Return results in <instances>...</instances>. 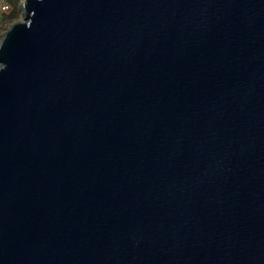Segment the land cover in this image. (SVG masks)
I'll use <instances>...</instances> for the list:
<instances>
[{
	"label": "water",
	"instance_id": "water-1",
	"mask_svg": "<svg viewBox=\"0 0 264 264\" xmlns=\"http://www.w3.org/2000/svg\"><path fill=\"white\" fill-rule=\"evenodd\" d=\"M0 43V264H264V0H24Z\"/></svg>",
	"mask_w": 264,
	"mask_h": 264
},
{
	"label": "rangeland",
	"instance_id": "rangeland-1",
	"mask_svg": "<svg viewBox=\"0 0 264 264\" xmlns=\"http://www.w3.org/2000/svg\"><path fill=\"white\" fill-rule=\"evenodd\" d=\"M13 1V3H12ZM24 0H11L12 10L0 20V34L15 23L23 22L24 13L22 3Z\"/></svg>",
	"mask_w": 264,
	"mask_h": 264
},
{
	"label": "built area",
	"instance_id": "built-area-1",
	"mask_svg": "<svg viewBox=\"0 0 264 264\" xmlns=\"http://www.w3.org/2000/svg\"><path fill=\"white\" fill-rule=\"evenodd\" d=\"M11 10H12L11 0H0V20L4 16H6L7 14H9L11 12ZM7 30H5L3 33L0 34V43H1V40L3 39V35L5 34V32Z\"/></svg>",
	"mask_w": 264,
	"mask_h": 264
},
{
	"label": "trees",
	"instance_id": "trees-1",
	"mask_svg": "<svg viewBox=\"0 0 264 264\" xmlns=\"http://www.w3.org/2000/svg\"><path fill=\"white\" fill-rule=\"evenodd\" d=\"M12 3H13V1H12Z\"/></svg>",
	"mask_w": 264,
	"mask_h": 264
}]
</instances>
